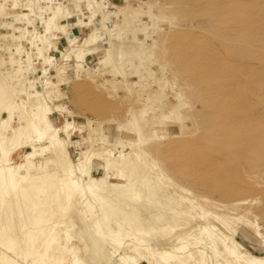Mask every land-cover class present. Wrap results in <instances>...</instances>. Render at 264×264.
I'll return each instance as SVG.
<instances>
[{
    "label": "rangeland",
    "instance_id": "1",
    "mask_svg": "<svg viewBox=\"0 0 264 264\" xmlns=\"http://www.w3.org/2000/svg\"><path fill=\"white\" fill-rule=\"evenodd\" d=\"M194 9L171 4L167 0H0V93L5 88L0 104L4 100V104H9L8 107L13 110H10V118L7 110L0 111V140H3L7 151V165H24L25 156L34 151L31 162L43 164L41 170L20 169V185L27 187V177H36V173L43 174V179L50 178L62 184L57 197L45 201L47 195L51 197L57 190L56 185L49 190L45 189V184H40L41 180H34L38 188L29 193V198L22 197L18 202L7 199L9 215L3 207L0 208V264H14V260L15 264H245L244 258L238 262L228 258L221 240L228 247H232V241H235L237 245L234 248L237 249L234 252L264 261V194L259 193L260 189H264V166L251 173L245 164L253 163L255 156L237 160L230 154H221L218 161H214L220 168L214 164L211 169L199 172L198 167H188L175 159L183 150L181 144L184 147V142L186 144L190 139L186 138L180 144L168 139L180 133L183 136L196 133L197 126L201 127L208 113L201 108L199 99L178 94L179 88L184 86L179 77L186 73L181 72L179 67L186 54L178 58L175 54L188 43L180 37L176 40L175 34L200 36L206 33L213 38L216 52L225 54L227 59L239 57L240 61L245 60L243 69L251 66L249 57L252 54L261 50L264 54V41H255L246 34L232 37L224 28L226 23L223 20L215 23L211 16ZM180 11H186L187 15ZM53 12L56 16L50 29L46 30ZM180 15H183L182 18ZM127 17L130 22H125ZM259 34L264 35L263 32ZM89 36H93L94 40L87 44L85 41ZM178 44L183 46L182 49ZM199 49L203 50V47ZM200 52L196 55L197 59L203 55ZM78 53L81 56L77 59ZM106 54L109 59L103 63ZM172 73H178L175 79ZM262 74L264 70H258L246 83H255L254 96L259 103H264ZM88 83H92L89 87L94 86L101 91L89 93ZM99 104L103 106L102 111ZM37 105L49 110V124L59 130L57 138L61 141V153L56 154L53 147L40 151L49 143L45 139L36 141L37 130L30 125ZM116 106L117 110L110 109ZM104 107L110 112L104 113ZM143 112L146 113L143 115ZM162 115L166 116L164 120L160 119ZM3 121L7 123L2 125ZM66 123L71 125L63 131ZM37 128L40 129L39 126ZM172 146L182 150L176 153L172 148L174 151H171L169 159V153L165 152H169ZM85 158H89V175L94 179L103 176L107 162L112 164L107 184L123 185L124 179L129 178V192L140 196L131 203L136 210L132 224L128 225L119 211H108L109 214L104 216L100 209L109 208L112 195L106 196V201L100 205L96 199L82 194L87 179L76 171V167ZM61 162L64 167L60 166ZM174 163L178 165L173 167ZM68 166L73 171L72 180L76 182V189L66 188ZM187 169L192 171L188 173ZM119 172L125 176L124 179L117 175ZM192 172H199L200 177L204 172L208 175L205 174L203 180L200 178L197 182L195 178H190ZM209 174H212L211 177ZM153 177L159 179L162 189L145 201V188L154 184ZM222 180L227 181L222 183ZM254 180L261 183L259 190H253ZM220 184L236 188L242 186L244 193L228 195L226 190H220ZM212 185L215 189H211ZM186 199L192 201L193 208L183 202ZM239 199H245L246 203L237 205L235 201ZM201 211L211 216L201 218ZM140 214L145 217L141 219ZM159 215L161 219L155 220ZM212 216L218 217L224 225ZM144 219L149 224L142 221ZM95 222L102 225L103 252L106 256L105 260L97 262L92 261L90 248L81 230V226H85L92 233L91 226ZM204 225L214 228L216 241L213 243L201 231ZM152 227L164 228L158 234L150 232ZM161 255H165V261L161 260Z\"/></svg>",
    "mask_w": 264,
    "mask_h": 264
},
{
    "label": "bare ground",
    "instance_id": "2",
    "mask_svg": "<svg viewBox=\"0 0 264 264\" xmlns=\"http://www.w3.org/2000/svg\"><path fill=\"white\" fill-rule=\"evenodd\" d=\"M167 1H169V3L175 4V5L188 6V7H193L195 9L197 8V10L194 9V11H202L203 15L211 16L213 18V20L215 21V23H219V22L221 23V20H223L224 23H226L224 28H226L230 32V34H232L231 35L232 37H237V36L240 37V36H243L244 34H246L248 36H251V38L254 39L255 41H264V35L263 36H260V34L258 35V32L264 33V3L262 0H258V1L257 0H167ZM151 3H153V2H151ZM152 5L150 7H152ZM180 12L183 13L184 11H180ZM184 13H185V15H187L186 11ZM188 14H190V13H188ZM54 16H56V12H53V16L51 17L49 22L46 24V26H45L46 30L50 29V25L52 23ZM180 16L182 18L183 15H180ZM125 22H130L128 17L125 19ZM211 27H214V26L211 24ZM136 28H137V26H136ZM12 29L14 31L17 30L15 28H12ZM13 30H12V32H13ZM135 31H137V29H135ZM173 32H175V31H173ZM198 34L199 33H197V35ZM199 35L200 36H196L195 34H190V35L187 34L186 36L185 35L183 36V35H181V33H179V34L177 33V35L175 34V36L174 35H172V36H174V38L176 40H178L180 37V38H182L183 42L185 41V43L186 42L188 43V45H186L185 47L181 46L184 49H182L180 47V45L178 44L179 48L182 49V51H184L183 54L181 53L182 52L181 50L179 51V50H177V48L175 49V50H177L176 54H178V55L175 54V57H177L179 55L182 57L184 54H186V56L184 58L185 60L181 61V65L179 63V65H180L179 68H181V72H185L186 74L182 77L181 76L179 77L181 79L182 85H184V86L182 88H179L180 92H178V94L180 93L181 95H185V96L189 95V97L199 99L201 102V108L208 111V113L206 112L207 119H205L204 121L201 122L202 123L201 127L199 125L197 126L196 133L194 131L192 134L190 133L186 136H183V133H180V134L171 135L168 137L169 140H174L173 142H175L176 144L182 143L183 140H185L186 138L190 139V141L187 142L186 144L184 142V145H185L184 147H182V144H181L180 147L183 149V150L181 149L182 151L180 150L181 152L179 151L180 147L177 146V148H176L177 150H176L172 146L171 150H170V148L168 149V150H170L169 152L164 149L163 153L165 151H166L165 153H169V156L167 157V158H169L170 156H172V155H170V154H172L171 151L175 150L174 152H176V153L180 152L179 154H177L175 156L176 161H178L179 163H182V164L184 163L183 165L187 164V166L192 165L193 167H198L199 172L204 171V170L206 171V170H208V168L211 169L212 166L215 164L214 161L216 160L215 162H217L219 159L218 156L221 154H230L233 156V158H235L237 160H244L250 156H255L254 158L251 157V158H253V160H255L253 163L246 162V164H245L248 166L247 167L248 170H250L251 173H254L255 172L254 170L257 167L264 166V103H259L257 101V99H255L256 98V96H254V94H255L254 84L255 83L254 84L252 83L251 85H246V83H248V79H250V77L252 76L253 73H256L258 70H264V54L261 53L262 50L257 52L256 54H252L251 57H249V59H250L249 63L251 64V66L247 67L246 69H243V66L246 65L245 60H243L245 62H243L242 60L240 61L239 57H237L238 59L236 57L232 58V59H227L225 57V54H220V53L216 52V49L213 46V44H214L213 38L211 36L207 35L206 33L203 35H201V34H199ZM92 37L89 36V39H87L85 41V43H87V44L91 43L94 40ZM164 38H166V36ZM181 44L183 45L184 43H181ZM199 47H203V50L199 49ZM200 50H202L201 52H203V55L201 56V58L197 59L198 57L196 55H198ZM165 55L166 54H164V57H166ZM80 56H81V53H78L76 55V58L78 59V58H80ZM167 57H169V56H167ZM108 59H109V55L106 54L105 58L103 60V63L108 61ZM164 59H166V58H164ZM226 59H227V61H226ZM177 60L179 62V59H177ZM165 66H167V65L165 64ZM177 67H178V64H177ZM170 69L171 68H169V71H170ZM177 74L172 73L173 79H175V77H177ZM183 74H181V75H183ZM262 75H264V74H262ZM262 75H260V76L262 77ZM176 80L178 82L179 79L176 78ZM93 83H94V81H93ZM105 83H104V85H105ZM79 84H81V83H79ZM91 84L88 83L87 84L88 87ZM87 85H85V86L87 87ZM99 85H100V83H99ZM176 85H178V84H176ZM93 87L94 86H90L89 89H87V91L89 93H93V92H95V90H100L99 87H102V86H96L99 89H95V87L94 88ZM0 88H2L1 85H0ZM4 89L5 88H3L1 90L3 91ZM103 89H105V88H103ZM177 89H178V87H177ZM74 90H75V88H74ZM77 90H79V88ZM2 91L0 93V96L2 94ZM80 91H81V88H80ZM132 91H133V89H132ZM3 92H5V90ZM82 92H84V91H82ZM8 93H7V95L9 96ZM97 93H98L97 95H99L98 91H97ZM107 93H108V91H107ZM4 94H6V93H4ZM82 94H84V93H82ZM148 94H147V96H148ZM79 95H80V92H79ZM85 95H86V93H85ZM93 95L97 97V95H95V93ZM81 96L83 97V95H81ZM86 96H88V95H86ZM89 96H90V94H89ZM105 96H107V95H105ZM3 97L4 96H1L0 98H3ZM91 98H94V97H91ZM100 98H99V100H100ZM137 98H138V95H137ZM142 98H140V99H142ZM7 99H8V97H7ZM88 99L90 100V98H88ZM89 100H88V102H89ZM94 100L98 101V99H94ZM106 101H105V103H106ZM123 101H124V99H123ZM5 102L3 100V103L0 104V111L3 109L7 110L9 112L8 116L10 118L11 117L10 115L12 114V113L10 114V112H12L13 110L10 109V107H8L9 104L8 105L4 104ZM118 102H119V97H118ZM84 103H85V101H84ZM105 103H102V104L106 105ZM12 104H14V103H12ZM93 104H95V103H93ZM114 104H112V105H114ZM156 104L158 105V103H156ZM118 105H120V104H117V106ZM124 105H125V103H124ZM157 105H156V107L159 106V105L158 106ZM80 106H82V105H80ZM95 106H97V104ZM100 106H102V105H100ZM109 106L110 105H108V107ZM117 106L114 109H112V108H110V109L111 110H115V109L117 110ZM127 107H129V106H127ZM102 108H103V106L101 107L100 111H102ZM14 109H16V108H14ZM122 109H123V107H122ZM151 109H149V110H151ZM10 110H12V111H10ZM93 110H95V108ZM93 110L92 111L89 110L88 112H94ZM107 110H108V108L106 107L104 113H106ZM133 110H132V112H133ZM100 111H97V112H100ZM126 111H128V113H129V110H126ZM22 112H24V111H22ZM48 112H49L48 109L43 108L41 105H37L36 113L34 115L33 120L31 118V120L33 122L31 121L30 125L34 126V128H36V130H37L36 141L45 139L49 143V146L40 148V151L43 152L48 147H53L54 152L56 154H58L59 152L61 153V151H59V149L61 147V141L57 138L59 130L53 129L50 126L49 121H48V117H47ZM109 112H107V113H109ZM124 112H125V110H124ZM144 113H146V112H143L142 114L144 115ZM153 113H154V111H153ZM129 114H131V113H129ZM100 115H102V114H100ZM169 115H172V114H169ZM94 116H96V114ZM157 117L158 116H156V118ZM165 117H166L165 115H162V116H160V119L164 120ZM132 118H133V113H132ZM8 119H7V121H8ZM5 123H7V122L3 121L2 125H5ZM70 125H71L70 123H66V125L63 127V131H67L69 129ZM135 125L136 124H134V126ZM37 126H39L40 129H38ZM200 128H201V131L199 132ZM137 132H139V128H138ZM137 132H135V133H137ZM139 138H141V137H139ZM34 153H35L34 151L31 153L29 152L25 156L26 162L24 165H14L13 167H11L10 165H7V151L4 149L3 140H0V208L3 207V209L7 215H9V208L7 207L8 204H6V203H9L7 199L10 198L11 200L13 199L14 202H18L17 200H20L22 197L23 198H29V196H30L29 193L38 188V187H36L34 180H41L40 184H45V189H49V190L51 189V187L53 185H56L57 190H55L52 193L51 197H49V195L46 194L47 196L45 197V201H47V200L52 201L53 199H55L57 197V193L62 190L60 188L62 184L57 183L58 178H56L57 182H54L50 178L49 179L48 178L43 179V177H44L43 174L41 175L39 173H36V175H35L36 177H34V176H28L27 177L26 182H28V185H27L28 188L20 185V178L18 177V174H19L18 172L20 169H22L24 167V168H26V170H29V169H33L34 171L37 170L36 172L41 170V166L43 164L35 165L31 162V159L34 156ZM48 155H49V153H48ZM58 157H60V156H58ZM58 157H57V159H58ZM58 160H60V158ZM171 160H173V158ZM173 162H174V160H173ZM88 163H89V158H87V159L85 158L83 161H80L76 167V171L80 175L84 176L87 179V183H85V188L83 189L84 192L82 191L83 192L82 194L85 196H88L89 198L96 199L100 203V205L104 204V202L106 201V198H107L106 196L112 195V203L109 205V208L105 209V208L101 207V209H100L102 211V213L104 214V216H107L109 214L108 211H111V212L119 211V213H121L123 215L125 222L128 225L132 224L134 221L133 219L135 218V216H133V214L136 213V210H133V208H135V207L132 208L133 205L131 203L136 202V200L139 199L140 196L137 193H134V192L130 193L129 192V190H128L129 188H127L129 178L124 179L125 176H123L122 172H119L120 174H117V175L120 178L125 180V184H123V185L122 184H111L110 182H109L110 184H107V182H106V179L108 177L107 174H108V171H109L112 164L107 162L105 167L103 168V176H101L98 179H94L89 175ZM58 164H59V162H58ZM177 165L178 164H175V165H173V167L177 166ZM217 165H218V163H217ZM217 165L215 164V166H217ZM245 165H242V167L244 169H246ZM60 166H63L62 162H61ZM193 167H192V169H193ZM214 167H213V170H215ZM184 168H185V166H184ZM217 168H220V166ZM180 169H181V167H180ZM200 169H202V170H200ZM131 170H133V167H131ZM57 171H59V170H57ZM186 171L189 173L192 170L190 171V169H189V171H188V169H187ZM217 171H220V170H217ZM199 172H194V173L192 172L190 178H195V180H197V182H199L200 178L201 179L204 178V175L207 174L206 172H204L203 174L201 173V177H200ZM159 173H160V171H159ZM178 174H179V172H178ZM183 174H186V173H183ZM57 175H59V174L57 173ZM182 175H179V176H182ZM211 175L209 177H211ZM72 176H73V171H72L71 167L68 166L67 170H66V188L67 189H71V188L76 189L77 188L75 185L76 182L72 180ZM213 176H215V175H213ZM186 178H188V177L186 176ZM223 178H224V176H223ZM153 180H155L154 184H152L151 186H147L145 188L147 191V193H146L147 197H145V199H144L145 201H147L148 199H151L152 196H155L156 193L160 189H162V185L159 184V179L157 177L156 178L153 177ZM211 180H212V178H211ZM211 180H210V182H211ZM206 181H208V180H205V182ZM216 181H214V182H216ZM225 181H227V180H225ZM225 181L222 180V183L223 182L226 183ZM60 182H62V181H60ZM202 182H204V181H202ZM228 182H230V180ZM207 184H208V182H207ZM217 184H219V183L217 182ZM260 184L261 183H259L258 180H254V182L252 184L253 185L252 188H254L253 190H256V189L259 190L261 188ZM170 186H172V184ZM213 186L214 185H212V187L211 186H209V187H211V189H212L215 187V186L214 187ZM241 187L238 186V188H236L233 185L229 186L228 184H227V186H225L224 184L223 185L220 184V186H219L220 190H223V192L226 190V193H228V195L232 194V196L233 195L237 196L240 193H242L243 191H242ZM178 188L181 189L180 187H178ZM262 189H260L259 193L264 194V189L263 190ZM181 190H183V189H181ZM227 190H228V192H227ZM243 190H244V188H243ZM247 191H245V192H247ZM42 192H43V190H42ZM249 192H248V194H249ZM245 194H247V193H245ZM253 194L255 195V193H253ZM183 202L188 204L191 208H193L191 200L186 199V200H183ZM235 203L237 205L241 204V203H246V200L245 199H239V200H236ZM13 205H14V203H13ZM121 205L125 206L127 208H123V207H121ZM137 205H139V204H137ZM144 206H146V205L144 204ZM153 206H154V204H153ZM153 208H155V207H153ZM156 208H158V206ZM17 209H19V208H17ZM164 209H165V207H164ZM13 211H14V208H13ZM138 211L140 212V208ZM41 212H43V211H41ZM142 213H143V211H142ZM171 213L174 214V211L171 210ZM144 215H145V213H144ZM143 216L141 217V219L143 218ZM208 216H211V214H208L207 212L201 211V216H200L201 218H206ZM161 217L162 216L159 215L157 218H155V220H159V219H161ZM212 218L215 219L216 221H219L221 224L224 225V223L218 217L212 216ZM149 220L151 221V219H149ZM142 221H145V219ZM147 222L149 224V221H147ZM145 224H147V223H145ZM101 226L102 225L99 224V222H95L91 226L92 227V229H91L92 233H89L86 230L85 226H81V230H83V234H84V240H85V243L90 248V252H91L90 255H91V259L93 262H97V261H101V260L106 259V256L104 255V252H103V241H102L103 232L101 230ZM91 227H89V228H91ZM145 227H147V226H145ZM89 228L87 227V229H89ZM163 228L164 227H159V228L152 227L151 228L152 230H150V232L152 231L154 233L156 232V233L160 234L162 232ZM148 229H146V230L148 231ZM213 229L214 228L210 225H204L203 227H201V231H203L206 234L207 240L210 243H213L214 241H216V239L214 237L215 236V234H214L215 230H213ZM147 231H146V233H148ZM14 241H15V239H14ZM15 243L17 244V242H15ZM221 243L223 244L224 251L228 253V256H229L228 258H231V260L233 259L235 262H238L239 259L244 258L245 264H264V261H262L256 257L250 256V255H244L243 256L239 252L238 253L234 252V249H237V248H234L237 245L235 243V241H232V247H228V246L224 245L223 240H221ZM16 244H15V246H16ZM101 255H103V256H101ZM17 257H19V256H17ZM161 260H163V261L166 260L165 255H161ZM14 262L16 263L15 260H14Z\"/></svg>",
    "mask_w": 264,
    "mask_h": 264
}]
</instances>
